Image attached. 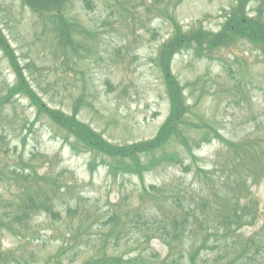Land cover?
Listing matches in <instances>:
<instances>
[{
	"label": "rangeland",
	"instance_id": "1",
	"mask_svg": "<svg viewBox=\"0 0 264 264\" xmlns=\"http://www.w3.org/2000/svg\"><path fill=\"white\" fill-rule=\"evenodd\" d=\"M237 5L235 0H70L66 16L79 28L70 34L71 48L59 44L49 19L31 14L20 0H0V29L43 103L72 114L81 100L78 121L111 144L128 145L153 138L169 113L156 61L173 33L169 19L183 31L216 32ZM247 5L248 0L241 13L253 15L257 3ZM211 52L195 58L183 51L167 60L197 114L188 119L201 117L233 144L248 141L254 157L228 151L208 131V141L192 149L195 160L176 149L185 158L184 168L162 166L142 178L118 171L112 177L107 159L73 152L72 139L65 140L46 119H34L28 100L9 101L2 109L0 161L10 167L20 166V160L30 163L41 177L33 189L53 199L61 219L44 213L22 218L17 209L22 186L13 180L0 183V217L12 228L0 230V264H47L61 250L65 264H82L105 251L123 259L143 254L152 263V254L164 259L167 252L152 227V214L162 218L170 209L188 216L189 224L183 259L174 249L168 264H190L188 255L195 250L197 264H264V214L259 211L264 206V57L246 43ZM2 58L0 53V97L14 82ZM184 131L199 141L205 133L187 126ZM212 164L208 178L196 172ZM143 187L163 193L161 208L149 201L154 196L141 195ZM224 196L233 200L230 206ZM199 200L205 207L190 210ZM112 216L119 218L118 228H112Z\"/></svg>",
	"mask_w": 264,
	"mask_h": 264
},
{
	"label": "trees",
	"instance_id": "2",
	"mask_svg": "<svg viewBox=\"0 0 264 264\" xmlns=\"http://www.w3.org/2000/svg\"><path fill=\"white\" fill-rule=\"evenodd\" d=\"M70 0H20L23 7L29 8V10L37 15L38 18L50 20L54 26L55 38L62 47H71L73 40L70 36L71 32L78 30V26L69 21L66 16V7ZM181 1V0H179ZM238 4L234 6L230 13L224 18L218 31L206 30L202 27L192 28L189 31H183L176 25V21L171 18V24L173 25L174 32L171 37L159 51V67L161 72L165 75L164 82L166 86V92L169 97L170 114L166 121L160 126L155 136L149 140H143L132 144L114 145L103 138L100 133L95 132L90 127L85 126L76 119L77 112L79 110V104L81 100L76 101L73 109V113L67 114L61 110L49 108L42 102L41 97L31 87L30 83L23 75L22 69L19 67V59L15 55L13 48L9 44V40L0 30V53L2 59H5L9 69L14 75V82L12 85L6 87L5 93L0 97V128L3 121L2 109L9 104V101L15 98H22L29 101V104L35 109L36 118H44L59 132L65 134L64 139H72L70 143L71 150L74 152L83 151L88 153L93 158L101 157L108 160V174L112 177L116 176L118 171L123 174L134 175L138 178H142L144 173L152 170L162 168V166H176L178 163L183 166L184 160L176 150L181 147L188 155L194 157L192 149H199L200 145L208 141L209 133H203V138L199 141L195 138L188 139L187 133L184 131L185 127H196L202 129L207 127V124L199 120L190 122L189 117L193 115L190 107L187 106L186 100L182 95L181 88L177 84V81L170 75L168 61L173 54L180 52V49H193L196 52H211L213 49L222 50L225 48L236 47L240 44V40H251L257 46L261 47L264 53V23L255 19L249 20L247 16L241 13V10L245 11L246 0H235ZM246 12V11H245ZM161 13L165 19L168 12L162 9ZM187 51V50H186ZM211 54V53H210ZM211 131V130H210ZM214 138L221 139V143L224 144L228 151L242 153L243 156L250 155L254 157V153L248 150V145L245 144H233L225 141L217 132L211 131ZM4 141L3 135L0 133V146ZM175 146L176 148H174ZM170 147V149H168ZM248 150V153L245 150ZM171 150V151H168ZM4 152L0 154V159L3 157ZM95 161V160H93ZM260 165V164H259ZM20 166L17 164L15 167H10L4 162L0 161V183H6V181L13 180L18 186H22L20 201L17 204L19 215L22 218H29L33 213L34 215L39 213H45L53 220H60L61 215L57 211L53 210V204L51 199L44 198L39 191L34 190L33 186L35 180L41 179L38 173L34 171L33 167H30L29 163L20 162ZM264 172V166H261ZM197 173H202L205 178L209 177L208 171L200 167L196 169ZM264 180V179H263ZM244 184V181H240L239 187ZM49 185H53L50 182ZM238 187V189H239ZM154 190L155 188L152 187ZM152 189L147 191L145 187L141 190V195H147L150 198L149 201L158 204L161 208L160 197L163 194L160 190ZM37 192V193H36ZM46 195V194H45ZM152 195V196H151ZM47 196V195H46ZM163 196V195H162ZM223 203L230 206L233 200H229L227 196L222 197ZM236 201L239 199H235ZM204 200H199L196 206H190V210H194L197 207L203 208ZM260 213L264 214V206ZM140 216V215H139ZM140 223H142V217ZM111 222L115 225L112 228H118L119 218L112 216ZM17 222V221H15ZM189 224L188 216L178 217V214L174 209H170L167 215H163L160 218L156 214H152V227L154 228L157 237L163 240L164 247L167 252L164 259H160L156 254H152L151 261L143 256V254H137L134 257L123 259V257H115L111 255H105L106 251L102 255L88 258L84 260L82 264H168V260L172 255L174 249H179V256L183 259V233ZM12 232L10 225L0 217V230L3 228ZM78 238H73L75 242ZM173 244H177L176 248H173ZM105 246V243H103ZM64 254V250L58 252L50 258L47 264H65L62 262L61 256ZM196 254L198 250L190 253V264H197ZM10 255L6 256V258ZM2 252L0 251V260L3 259ZM13 258V257H12ZM15 262L16 259H13Z\"/></svg>",
	"mask_w": 264,
	"mask_h": 264
}]
</instances>
